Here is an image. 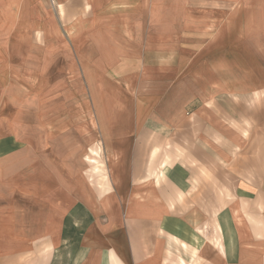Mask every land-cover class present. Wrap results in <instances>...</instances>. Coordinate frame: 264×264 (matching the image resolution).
<instances>
[{
	"label": "crops",
	"instance_id": "0c3cea01",
	"mask_svg": "<svg viewBox=\"0 0 264 264\" xmlns=\"http://www.w3.org/2000/svg\"><path fill=\"white\" fill-rule=\"evenodd\" d=\"M224 98L228 129L264 130V0H0V256L61 249L97 142L116 176L123 143ZM263 162L238 175L220 264H264Z\"/></svg>",
	"mask_w": 264,
	"mask_h": 264
},
{
	"label": "rangeland",
	"instance_id": "374dc122",
	"mask_svg": "<svg viewBox=\"0 0 264 264\" xmlns=\"http://www.w3.org/2000/svg\"><path fill=\"white\" fill-rule=\"evenodd\" d=\"M215 101L171 128L157 126L142 143H123L116 176L112 154L93 145L61 249L26 244L0 264H84L90 250L104 253V264H220L230 241L226 208L238 175L264 159V130L228 129L242 114L228 113L226 98ZM143 216L149 226L136 223Z\"/></svg>",
	"mask_w": 264,
	"mask_h": 264
},
{
	"label": "bare ground",
	"instance_id": "6f19581e",
	"mask_svg": "<svg viewBox=\"0 0 264 264\" xmlns=\"http://www.w3.org/2000/svg\"><path fill=\"white\" fill-rule=\"evenodd\" d=\"M217 240V243H219V239H216Z\"/></svg>",
	"mask_w": 264,
	"mask_h": 264
}]
</instances>
